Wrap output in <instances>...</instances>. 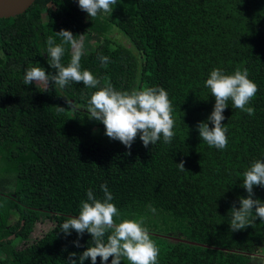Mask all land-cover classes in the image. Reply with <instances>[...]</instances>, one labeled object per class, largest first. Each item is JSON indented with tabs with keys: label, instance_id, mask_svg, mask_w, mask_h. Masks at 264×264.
<instances>
[{
	"label": "trees",
	"instance_id": "16d2710c",
	"mask_svg": "<svg viewBox=\"0 0 264 264\" xmlns=\"http://www.w3.org/2000/svg\"><path fill=\"white\" fill-rule=\"evenodd\" d=\"M113 7L90 18L78 0H33L22 13L0 18V264H67L70 253L83 252L91 235H65L60 225L78 215L88 189L102 197L105 183L122 215L144 218L158 264H254L264 221L257 217L231 232L230 208L247 196L243 172L264 159V0H118ZM62 28L104 43L107 51L81 63L102 83L167 91L175 120L170 144L161 137L144 147L137 136L127 155L85 111L57 114L56 105L68 108L65 97L86 105L94 89L80 82L50 84L44 92L23 83L29 67L55 71L46 41L59 43L55 32ZM111 31H121L130 48L111 39ZM69 59L66 51L62 62ZM238 66L258 86L249 105L255 114L229 101L222 122L228 144L216 149L196 127L215 104L205 81L214 68L232 73ZM253 191L264 201V187ZM40 225L41 234L32 236Z\"/></svg>",
	"mask_w": 264,
	"mask_h": 264
},
{
	"label": "clouds",
	"instance_id": "9594fccd",
	"mask_svg": "<svg viewBox=\"0 0 264 264\" xmlns=\"http://www.w3.org/2000/svg\"><path fill=\"white\" fill-rule=\"evenodd\" d=\"M118 0H78V6L90 18L98 13H112L113 5ZM56 39L49 36L46 41L48 65L54 72H48L43 66H32L25 69L23 83L30 85L35 82L44 92H48L50 84L55 88H65L69 83H80L89 89H94L86 105H80L65 97L68 108L56 105L57 114L66 109L85 111L88 118L104 125L105 135L112 140H118L129 151L139 136L144 147L153 145L163 138L165 144H170L175 136L173 105L167 91L160 86L144 87L139 90H117L110 82H103L88 69H82L81 58L84 55L82 39L78 40L70 30L61 29L55 32ZM67 46V48H66ZM66 51H70L67 65L62 62ZM102 65L109 62L107 56H99ZM205 86L215 98L211 114L206 120L196 125L200 138L210 147L225 149L228 144L227 128L222 123L224 111L231 101L232 107L255 114V108L250 105L255 97L258 86L249 78L246 67H236L232 73L222 68L211 70L205 81ZM211 122V127L209 126ZM178 167L186 170L184 161ZM242 186L247 196L239 197V207L233 203L231 212V232L242 230L255 223L259 217L264 221V201L254 198V186L264 187V159H256L243 172ZM102 197H97L92 189L87 190V199L80 202L78 215L70 216L60 225V231L70 235L72 231L82 237L85 232L91 235V244L79 254L72 252L67 264H84L89 259L96 264L100 258L101 264H158L159 248L151 238L150 230L145 225L142 216H124L113 203V194L107 184H101ZM80 247L79 239L73 241ZM78 257V259H76Z\"/></svg>",
	"mask_w": 264,
	"mask_h": 264
},
{
	"label": "rangeland",
	"instance_id": "374dc122",
	"mask_svg": "<svg viewBox=\"0 0 264 264\" xmlns=\"http://www.w3.org/2000/svg\"><path fill=\"white\" fill-rule=\"evenodd\" d=\"M110 35H111V39H113L114 41H116L120 44H123L126 48H130L129 40L121 31H116L114 33H113V31H111ZM96 39L97 38H92L90 36H85L82 39L83 44H84V55L81 58V63L82 62L85 63V62L89 61L90 59H92L93 57H95L96 55H98L101 52L100 49L107 51V48H104L102 46L104 43L98 42ZM110 45L112 48H114L115 42L114 43L111 42ZM43 229H44L43 225L37 226L36 230L31 232V235L37 236V235L41 234V231ZM253 253L254 254H253L252 262L254 264L255 263L264 264V242L262 244L254 246V252Z\"/></svg>",
	"mask_w": 264,
	"mask_h": 264
},
{
	"label": "water",
	"instance_id": "95a60500",
	"mask_svg": "<svg viewBox=\"0 0 264 264\" xmlns=\"http://www.w3.org/2000/svg\"><path fill=\"white\" fill-rule=\"evenodd\" d=\"M32 2L33 0H7L0 4V18L22 13Z\"/></svg>",
	"mask_w": 264,
	"mask_h": 264
},
{
	"label": "bare ground",
	"instance_id": "6f19581e",
	"mask_svg": "<svg viewBox=\"0 0 264 264\" xmlns=\"http://www.w3.org/2000/svg\"><path fill=\"white\" fill-rule=\"evenodd\" d=\"M7 0H0V4H2V3H4V2H6Z\"/></svg>",
	"mask_w": 264,
	"mask_h": 264
}]
</instances>
